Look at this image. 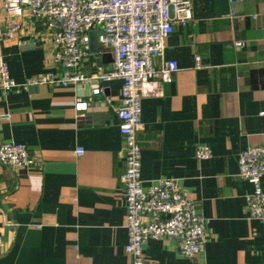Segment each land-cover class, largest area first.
Returning a JSON list of instances; mask_svg holds the SVG:
<instances>
[{
    "label": "crops",
    "instance_id": "1",
    "mask_svg": "<svg viewBox=\"0 0 264 264\" xmlns=\"http://www.w3.org/2000/svg\"><path fill=\"white\" fill-rule=\"evenodd\" d=\"M191 3L192 19L174 26L153 60L155 68L175 61L178 70L160 96L142 100L136 136L143 188L176 180L207 220L205 244L192 259L166 238L147 240L143 253L147 264H264V223L248 218L251 186L238 177L239 154L264 146V0H242L237 16L228 0ZM19 40L1 43L17 85H0V143L25 145L36 165L0 166V264H132L124 251L121 82L101 84L89 108L76 112L89 87L27 83L54 69L52 47L32 21ZM97 67L111 68L100 46L83 62L87 74ZM203 145L210 157L198 160Z\"/></svg>",
    "mask_w": 264,
    "mask_h": 264
},
{
    "label": "built area",
    "instance_id": "2",
    "mask_svg": "<svg viewBox=\"0 0 264 264\" xmlns=\"http://www.w3.org/2000/svg\"><path fill=\"white\" fill-rule=\"evenodd\" d=\"M242 0H228L231 16H237ZM192 19L191 0H0V49L4 40H19L25 23L32 21L51 43L53 70L27 80L62 88L87 86V99H77L74 111L89 108L91 96L102 92L101 84L121 82L120 105L116 109L118 130L123 138L124 172L120 177L125 203L127 243L124 251L132 264H147L143 250L147 240H173L184 259L198 256L204 249L207 220L188 199L176 180L160 178L144 189L140 178L141 148L137 131L141 126V103L162 94L163 85L178 70L175 61H163L155 68L153 60L162 58L164 42L174 26ZM96 31L97 43L111 54V68L83 71L89 54V32ZM244 42L237 41L236 47ZM196 66L200 58L195 57ZM0 85L5 91L16 87L0 51ZM81 148L75 150L80 156ZM207 146H198L195 157H210ZM36 165L28 148L14 141L0 143V166L31 168ZM238 177L251 186L245 197L250 220L264 223V146L245 148L238 157ZM1 241V237H0Z\"/></svg>",
    "mask_w": 264,
    "mask_h": 264
},
{
    "label": "water",
    "instance_id": "3",
    "mask_svg": "<svg viewBox=\"0 0 264 264\" xmlns=\"http://www.w3.org/2000/svg\"><path fill=\"white\" fill-rule=\"evenodd\" d=\"M98 43L96 38V31L89 32V48L90 50H94L95 52L98 51Z\"/></svg>",
    "mask_w": 264,
    "mask_h": 264
}]
</instances>
